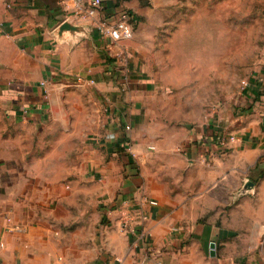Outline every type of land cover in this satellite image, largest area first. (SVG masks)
Segmentation results:
<instances>
[{
  "label": "rangeland",
  "instance_id": "obj_1",
  "mask_svg": "<svg viewBox=\"0 0 264 264\" xmlns=\"http://www.w3.org/2000/svg\"><path fill=\"white\" fill-rule=\"evenodd\" d=\"M114 1L102 0L96 22L113 21L109 7ZM87 4L88 0H82V7ZM118 7L136 17L126 47L137 58L134 72L142 75L149 89L138 105L123 109L122 119L120 97L104 101L86 82L70 81L59 103L66 108V122L73 125L71 137L58 136L52 147L49 141L31 143L33 133L28 130L26 152L41 155L52 149L54 161L34 165L37 175L45 172L39 181L27 176L0 177V207L28 201L31 194L20 189L26 182L54 187L63 177L56 173L66 174L62 182L73 188L74 201L87 200L92 205L88 217L96 218L112 234L111 223L120 222L127 210L137 211V201L146 197L143 185L133 187L138 195L134 198L125 191L123 181L156 175L173 195L179 194L180 200L172 206L177 217L209 224L216 231L211 239L215 242L212 260L264 264V157L258 167L240 170L238 163L245 158L227 154L221 161L227 171H216L211 160L196 159L190 164L182 147L191 134L208 131L225 119L233 98L264 64V0H127ZM89 23L96 37H102L94 22ZM121 46L125 49L124 43ZM102 52L108 61L105 48ZM113 63L122 67V74ZM109 66L119 93H125L131 65L116 61ZM134 113L138 120L126 118ZM225 139L232 141L230 136ZM126 143L133 147V154ZM83 190L87 199L82 197ZM44 196L54 203V193ZM7 212L0 211V217H10ZM220 229L229 233L219 236ZM198 248L209 257L208 243Z\"/></svg>",
  "mask_w": 264,
  "mask_h": 264
},
{
  "label": "crops",
  "instance_id": "obj_2",
  "mask_svg": "<svg viewBox=\"0 0 264 264\" xmlns=\"http://www.w3.org/2000/svg\"><path fill=\"white\" fill-rule=\"evenodd\" d=\"M75 1L0 0V177L27 176L36 180L45 176V172L37 175L32 168L37 162L54 161L53 150L41 155L27 153V131L33 133L31 143L49 141L52 147L55 140L59 141L58 136L71 137L73 125L66 122V108L62 109L59 103L70 81L86 82L104 101L120 97V114L128 106L138 105L149 89L142 75L134 72L137 58L126 47V40V63L132 69L125 93H119L109 72V62L116 61L110 58L108 62L102 52L109 41L96 37L90 23L76 17ZM64 23L69 26L63 27ZM116 65L122 74V67ZM91 79L94 83L89 82ZM230 110L218 125L209 127L210 131L202 129L201 133L188 136V142L182 145L185 160L190 164L196 159L211 160L218 167L216 171H222L221 161L227 154L245 158L238 163L240 170L256 166L264 157V64L233 98ZM130 117L126 115L132 120L140 118L135 113ZM228 136L234 139L227 141L224 149L220 141ZM170 153L175 155L173 150ZM56 174L63 177L54 187L26 182L20 189L31 194L28 201L0 207L3 214L8 210L7 216L10 215L0 217V264H217L210 255L216 231L209 224H194L177 217L178 211L172 206L180 196L169 191L162 177L146 175L122 183L134 198L138 195L133 187L143 185L144 195L156 202L143 204L140 209L146 219L138 228L144 230L146 239L134 248L131 235L121 231L119 221L111 223V234L107 226L88 217L92 205L87 200L74 201L73 188L62 182L67 175ZM210 176H214L213 172ZM39 192H44L43 196ZM45 192L54 193V203L44 199ZM87 196L83 190V199ZM29 211L37 215L29 216ZM228 233L220 229L217 234ZM205 243L209 257L198 248Z\"/></svg>",
  "mask_w": 264,
  "mask_h": 264
},
{
  "label": "built area",
  "instance_id": "obj_3",
  "mask_svg": "<svg viewBox=\"0 0 264 264\" xmlns=\"http://www.w3.org/2000/svg\"><path fill=\"white\" fill-rule=\"evenodd\" d=\"M101 6L102 0H89L86 7H82V0H76L75 15L78 19L88 23L92 20L98 34L109 41L105 47L108 56L111 59H115L114 61H118L119 63H126L127 57L125 49H123L121 45L126 40L131 39L133 35V23L131 22V16L126 10L121 9L114 13L112 22H96L95 16L97 15L99 9H101ZM114 48L115 50H113ZM89 82L94 83V80L91 79ZM233 139L234 137L231 136L230 140ZM220 144L225 149L226 139H222ZM127 149L130 153H132L133 147H131V144H128ZM137 203L139 204L138 210L134 212L133 210L125 211L119 222L121 231L131 235L134 248H137L139 243L144 242L146 239V233L144 230L138 228L140 227L141 222L146 219V215L140 209H142V205L146 203L150 205L156 204L155 201L148 199L147 197H142L139 201H137Z\"/></svg>",
  "mask_w": 264,
  "mask_h": 264
},
{
  "label": "trees",
  "instance_id": "obj_4",
  "mask_svg": "<svg viewBox=\"0 0 264 264\" xmlns=\"http://www.w3.org/2000/svg\"><path fill=\"white\" fill-rule=\"evenodd\" d=\"M122 1H127V0H115L114 1V5H112V6L109 7V8H111L110 11L111 12L113 11L112 13H115L116 11L121 10V9L126 10L129 13V15L131 16V22L134 24L135 19H136L135 15L130 10H128V9L121 8V7L119 8L118 7ZM258 166H259V162L256 164V167H258Z\"/></svg>",
  "mask_w": 264,
  "mask_h": 264
},
{
  "label": "water",
  "instance_id": "obj_5",
  "mask_svg": "<svg viewBox=\"0 0 264 264\" xmlns=\"http://www.w3.org/2000/svg\"><path fill=\"white\" fill-rule=\"evenodd\" d=\"M69 24L68 23H64L63 27H68ZM210 255L214 256L215 255V243L211 242L210 243Z\"/></svg>",
  "mask_w": 264,
  "mask_h": 264
}]
</instances>
